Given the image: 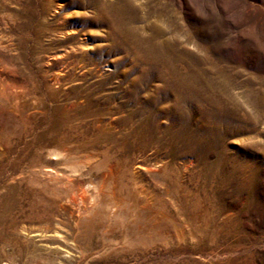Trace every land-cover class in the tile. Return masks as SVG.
<instances>
[{
    "label": "rangeland",
    "instance_id": "rangeland-1",
    "mask_svg": "<svg viewBox=\"0 0 264 264\" xmlns=\"http://www.w3.org/2000/svg\"><path fill=\"white\" fill-rule=\"evenodd\" d=\"M61 260L264 264V0H0V264Z\"/></svg>",
    "mask_w": 264,
    "mask_h": 264
},
{
    "label": "bare ground",
    "instance_id": "bare-ground-1",
    "mask_svg": "<svg viewBox=\"0 0 264 264\" xmlns=\"http://www.w3.org/2000/svg\"><path fill=\"white\" fill-rule=\"evenodd\" d=\"M74 35L70 36V38H72ZM16 100V98L11 97L8 98L6 100V104H12L13 103V107L14 108H19L21 106V104L23 103H28L27 100H22V98H19L18 101L19 103H14ZM85 160H91L89 158V156H85ZM70 158V155H69ZM67 160V158H65ZM82 159V158H81ZM86 161V162H87ZM83 159H82V163H83ZM77 163V162H76ZM80 163V162H79ZM114 177L113 175H109L108 172L100 177V181L97 185H93L92 188H88L87 190H83L81 194H77V196L75 198H71L72 199V203L74 204L75 207V211L72 212V218L73 221V225L74 227H77L81 222L83 217H87V215L91 212H93L95 209H99V207L101 206L104 209H108L110 211V214L112 212L111 215L113 216H117L119 214V212L121 211V203L123 201H120L119 197L114 198V196L117 194L114 192V196H112V198L110 197L111 203L107 204V202L109 201V194L107 193V189H108V185L110 184V182L114 181ZM91 183V182H90ZM116 183V182H115ZM121 185V184H120ZM83 186V185H82ZM88 186V185H87ZM90 186V185H89ZM84 187V186H83ZM87 188V187H86ZM83 188H81L82 190ZM80 192V190H79ZM117 192V191H116ZM114 198V199H113ZM100 212V211H99ZM94 213V212H93ZM86 214V215H85ZM100 214V213H99ZM92 215V214H90ZM94 215V214H93ZM91 217V216H90ZM54 222V221H53ZM66 222V221H65ZM63 224V223H62ZM60 223H54V225L52 224V226L47 227L44 230L38 231L39 235L41 237V239H47V238H56L58 235L61 236V231H60V226L62 225ZM66 224V223H64ZM65 226V225H62ZM67 226V225H66ZM71 226V225H70ZM67 226V227H70ZM34 227V226H33ZM72 227V226H71ZM70 229V228H69ZM40 230V229H39ZM28 231V230H25ZM65 231V230H64ZM69 231H72L71 229ZM76 231V230H75ZM37 233V232H34ZM53 235V236H52ZM69 236V235H68ZM71 236V234H70ZM71 238V237H70ZM72 239V238H71ZM66 242V241H65ZM48 245V244H46ZM83 249V248H81ZM58 250L63 251V250H67L66 248H62V246H58ZM57 250V251H58ZM70 250V249H69ZM69 250L66 253H69ZM71 252V251H70ZM68 255V254H67ZM70 255V254H69ZM68 255V256H69ZM86 253L83 250L81 252V259H86ZM37 256V255H36ZM45 258V257H44ZM34 259V258H33ZM61 259V258H60ZM61 264H64L63 261H60Z\"/></svg>",
    "mask_w": 264,
    "mask_h": 264
}]
</instances>
